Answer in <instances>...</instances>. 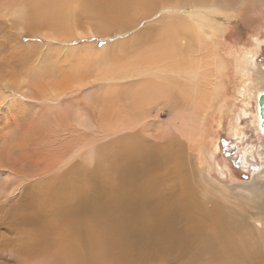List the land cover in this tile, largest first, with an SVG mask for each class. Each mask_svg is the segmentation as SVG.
Instances as JSON below:
<instances>
[{
  "label": "rangeland",
  "instance_id": "rangeland-1",
  "mask_svg": "<svg viewBox=\"0 0 264 264\" xmlns=\"http://www.w3.org/2000/svg\"><path fill=\"white\" fill-rule=\"evenodd\" d=\"M6 1L9 0H0V8L5 7ZM109 1L115 0H13L12 5L0 9L1 16H5L3 21L6 16L12 20L11 27H0V206L9 208V203L16 201L21 193L18 190L21 182L28 187L39 181V178L22 180L15 169L26 173L38 168L40 172L36 165L43 166L48 162L47 150L49 153L67 144L72 146V141H81L75 143L74 151H79L87 142L94 143V148L111 145L129 132H123L121 128L128 110L137 113L140 109V118L134 116V122H143L139 127L145 125L146 129H143L144 133L138 128L134 132L139 134L140 130L142 140L154 143L159 131L170 132L172 128L174 116L166 108L163 110V104L175 102L180 112L185 110L184 100L188 99L189 111L201 112L205 121L202 127L206 130L202 136L205 137L208 164H203V172L191 166L197 198L207 210H217L226 216L231 226L235 227L236 219L245 221V227L257 228L254 233L256 244L252 239L254 250H258L254 264H264V166L261 156L264 136L256 122L253 123L259 89L253 77H247V80L241 64L234 58L245 50L244 47H251L255 38L264 42V0H220V3L218 0L211 3L212 6L208 2L189 5V8H203L212 17L208 16L209 20L201 25L190 21L188 32L192 35V56L201 53L205 56L208 52L207 56L212 57L209 60L212 68L205 63L207 72L220 78L223 85L214 88L218 80L209 74L211 80L208 77L207 80L212 85L208 84L204 89L202 83L200 88V93L207 97L198 93L194 97L195 92L186 84L175 86L171 71L172 74L165 73L155 65L153 68L159 71L155 73L149 68L147 60H143L148 56L144 58L142 52L152 50L149 54L153 55L155 46L134 48L131 42L138 30L120 33V23L125 24L136 12L121 20L114 18L103 11ZM170 38L171 35L166 40ZM53 39L59 40L51 41ZM169 43H166L167 47ZM198 45L204 47L199 50L201 52ZM170 46L171 53L165 51V58L176 51L175 45L170 43ZM258 66L264 70V44ZM145 68L151 69L156 77L146 74L149 70L145 71ZM137 73L146 75V79L135 77ZM151 76L161 78L154 80L152 85L145 82ZM162 77L168 83L166 79L162 81ZM161 86L162 89H158ZM242 109L248 115L242 117L246 138L240 145L230 130ZM32 132L34 135L47 134L38 151L32 148L37 137L33 135L35 138L28 140ZM49 143L53 145L51 148ZM248 148L251 149L250 162L246 167L243 156ZM96 155L97 150L86 147L59 173L76 164L89 172L96 167ZM254 219L259 222L255 223ZM0 264L17 262L7 256L0 259ZM228 264H235V255L228 259Z\"/></svg>",
  "mask_w": 264,
  "mask_h": 264
},
{
  "label": "bare ground",
  "instance_id": "bare-ground-1",
  "mask_svg": "<svg viewBox=\"0 0 264 264\" xmlns=\"http://www.w3.org/2000/svg\"><path fill=\"white\" fill-rule=\"evenodd\" d=\"M11 2L13 0L6 1L5 7L0 9L9 7ZM207 2L212 6L211 3L215 4L218 0H115L104 6L103 11L120 20L136 12L133 18L126 17L125 24L120 23V33L138 30L131 42L134 48L155 46L153 55L149 54L152 50L142 52L144 58L148 56L143 59L147 60L146 65L149 68L156 65L165 73H173L174 85L190 86L195 92L194 97L197 93L207 97L200 93V88L206 89V85L210 84L207 80V77L211 80L209 74L215 76L207 72L205 64L212 57L207 56L208 52L205 56L199 54V50L204 48L199 45V55L192 56V35L188 33L190 21L201 25L209 20L208 16L212 18L211 13L203 8H189V5H204ZM3 18L5 16L0 13V27H11L12 20L8 16L6 21ZM170 35L175 39L166 40ZM56 40L59 39L51 41ZM168 42L175 45L176 51L171 49L174 53L165 58V51L170 52ZM251 44L234 58L241 64L243 75L246 78L251 76L257 82L259 91L253 123L256 122L260 134L264 136L258 104L259 96L264 93V70L258 66L264 42L255 38ZM212 61L215 63L216 58ZM150 70L146 74L155 78ZM141 76L146 77L142 73H137L135 77ZM152 76H148L145 82L153 85L158 77L154 79ZM212 78L218 80L214 88L223 86L220 78ZM165 79L162 77V81ZM202 83L205 86L201 87ZM178 106L172 101L163 104V110L166 108L174 116L172 128L170 132L159 131L154 143L142 140L140 130L139 134L137 131L134 134L136 128L142 129V132L146 129L145 125L139 127L143 122H134V116L140 118L139 111L142 110L137 113L128 110L121 128L123 132H129L121 140L98 148H94V143L85 142L79 149L92 146L94 151L97 150L96 167L89 172L76 164L59 173L79 152L74 151V145L81 141H72V146L67 144L49 153L47 150L45 157L48 156V162L43 166L35 164L40 172L38 168L35 172L26 173L15 169L20 179L39 178V181L28 187L21 182L18 184L21 193L16 201L9 203V208L0 206V230H4L0 233V259L8 256L17 264H228V259L235 255V264H254L258 250H254L252 239L254 243L257 228L245 227V221L236 219L233 227L226 216L217 213V210H207L197 198L191 166L203 172V164H208L206 143L203 141L206 130L202 127L205 121L198 109L189 111L188 99L184 100V111L179 112ZM246 115L248 112L242 109L231 126L232 137L239 143L246 138L242 126V117ZM39 134L28 135L29 141L37 137L32 146L35 151L42 145V139L47 138V134ZM51 146L49 143L48 147ZM250 150H244L243 163L246 167L250 162ZM261 156L264 166V152Z\"/></svg>",
  "mask_w": 264,
  "mask_h": 264
},
{
  "label": "water",
  "instance_id": "water-1",
  "mask_svg": "<svg viewBox=\"0 0 264 264\" xmlns=\"http://www.w3.org/2000/svg\"><path fill=\"white\" fill-rule=\"evenodd\" d=\"M259 116H260V119H261V128L262 130L264 131V93H262L260 96H259Z\"/></svg>",
  "mask_w": 264,
  "mask_h": 264
}]
</instances>
